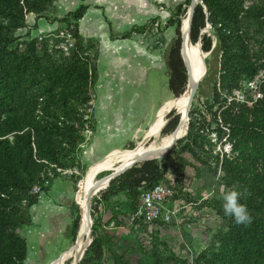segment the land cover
I'll return each mask as SVG.
<instances>
[{
  "label": "trees",
  "instance_id": "16d2710c",
  "mask_svg": "<svg viewBox=\"0 0 264 264\" xmlns=\"http://www.w3.org/2000/svg\"><path fill=\"white\" fill-rule=\"evenodd\" d=\"M40 1L0 0V264H25L28 244L22 232L32 223V206L61 178L58 168L83 171L79 151L84 133L95 130L89 112L96 96L97 59L90 62L80 55L87 45L82 48L77 29L86 7L81 5L55 19L61 28L40 39L32 35L27 23L28 14L46 13ZM45 1L52 5L55 0ZM185 4L188 7L190 0ZM185 11L179 4L169 22L177 31L168 52L169 89L174 98L185 92L188 80L181 57L180 28ZM208 24L210 35L202 32ZM63 26L71 30L76 43L70 55L58 48ZM154 27L158 25L135 27L123 37L153 31ZM23 29H28L26 34L18 35ZM212 36L217 38L221 55L218 79L206 109L196 111L194 100L188 133L165 158L136 164L99 194L123 193L137 211L140 194L156 184H167L175 200L190 203L191 194L183 191L182 168L189 162L182 153L187 152L208 167L225 191L234 186L240 191L247 189L240 202L247 205L253 220L247 226L236 224L224 214L219 199L196 202L197 208L208 207L219 218L206 247L188 262L150 233L151 247L145 252L151 262L140 264H264V77L259 79L264 72V0H202L193 16L190 39L193 43L201 39L202 50L209 52ZM254 80L256 87L251 89L248 83ZM178 122L179 117L172 118L163 134L171 133ZM226 143L229 151L224 149ZM170 156L175 157L171 164ZM170 168L177 174L173 185L165 177ZM35 186L41 191L35 193ZM76 198L80 204L81 191ZM73 210L72 230L77 236L80 209L76 203ZM96 232L94 229V239L80 264H101L102 241ZM114 264L129 261L119 258Z\"/></svg>",
  "mask_w": 264,
  "mask_h": 264
},
{
  "label": "crops",
  "instance_id": "0c3cea01",
  "mask_svg": "<svg viewBox=\"0 0 264 264\" xmlns=\"http://www.w3.org/2000/svg\"><path fill=\"white\" fill-rule=\"evenodd\" d=\"M187 1L189 0H171L168 3L176 2L173 7L177 8L179 4L184 5ZM81 5L86 7V11L77 23L78 33L85 39L95 38L98 43V79L91 108L95 130L92 141L83 146L79 153L81 165H87L97 162L115 149H125L138 143L137 135L145 127V121L157 101V94L153 91V79L150 82V73L154 68H159L170 79L168 52L175 37L172 39L167 36L164 48L158 41L145 40L142 34L123 37L132 28L148 26L152 21L158 25L162 16L161 10L153 8L157 5L167 6L165 0H144L140 9H125V0H55L52 10L44 15H27L28 29L38 36L57 30L62 25L53 21L65 17ZM173 7L165 9L170 14L168 22L175 15L176 9ZM175 27L168 23L166 30H175ZM170 99H173L170 89L165 95L158 94L161 102L149 127L156 120L159 110ZM75 190L73 179L57 178L48 191L40 194L39 201L31 208L32 223L23 228V236L28 244L25 264H49L59 259L61 255L53 257L54 252L47 248L49 244L44 246L51 243L44 237L45 229L51 226L55 229L57 238H60L61 231L64 233L74 218ZM31 228L37 230L38 241L30 244L24 233H29ZM41 239H44L45 244ZM52 243L56 248L58 240ZM54 264H57V260Z\"/></svg>",
  "mask_w": 264,
  "mask_h": 264
},
{
  "label": "rangeland",
  "instance_id": "374dc122",
  "mask_svg": "<svg viewBox=\"0 0 264 264\" xmlns=\"http://www.w3.org/2000/svg\"><path fill=\"white\" fill-rule=\"evenodd\" d=\"M168 1L171 0H165V3H167V6H155L153 9H160L161 10V20L159 19L158 27H154L153 31H147L145 33H142V37L147 41H158L161 43L162 47L164 44L165 47V39L166 37H172V39L177 36L176 27L175 30H166L168 25V19L170 17L169 12L166 13L165 9H169V7L175 6V3H168ZM186 1V0H184ZM40 2L45 5L46 12L52 10V5H49L46 3L45 0H41ZM144 0H125V9L128 7V9H140L142 7ZM154 2V1H153ZM145 7V5H144ZM183 8L186 9V15L188 13V7L186 4L183 5ZM173 9H176V7H173ZM185 15V16H186ZM168 16V17H167ZM184 16V17H185ZM183 22V21H182ZM153 24L156 23L152 21L148 24L149 27L153 26ZM64 27V26H63ZM161 28V29H160ZM210 25H207L204 29V33H207L210 35ZM73 29V28H70ZM25 29L19 31L18 35H25L26 32H24ZM54 31L45 32L41 35L47 36L51 33H54ZM66 31H70L66 28H62L61 34L65 33ZM173 31V32H172ZM73 34V33H72ZM33 35V34H32ZM38 36V35H34ZM80 36V35H79ZM81 37V36H80ZM215 46L213 47V50L211 53H206L207 58V70H205V74L203 75L202 72V78L199 85V89L197 91V95L195 98V105L196 111L201 110L204 111L207 107V105L211 101V95L213 91V85L218 79V72H219V60H220V50H219V44L217 41V38L215 36H212ZM82 42V48L83 45H87V49L83 52L80 51V55L87 57L90 59V62L95 61L97 59V53H98V43L97 39H85L81 37V39H78ZM197 44L200 43L196 42ZM163 47V48H164ZM77 51V50H76ZM204 52V51H203ZM204 71V67H203ZM153 72V73H152ZM150 73L151 79H153V91L155 90V93L157 94V101L156 106L153 109L151 115L146 119L145 121V127L142 128V131H140L137 135L136 141L139 143L143 136L146 134L152 135L151 140L148 142V144L153 140V134H154V128H155V121L148 126L155 118V111L159 106V103L161 100H158V94L167 93L169 91L168 87V75L166 73H163L161 69L154 68ZM259 79L264 77V72H260ZM153 77V78H152ZM155 94V95H156ZM181 96L168 100L165 105H168L177 101ZM164 98V97H163ZM165 99V98H164ZM93 103V101L91 102ZM164 106V105H163ZM191 107L190 111L194 108ZM174 111V110H173ZM91 114V111L89 112ZM175 112H170L166 115V119H169L171 114ZM177 117L180 116L177 115ZM168 124V123H166ZM164 129V127H163ZM162 129V133H163ZM147 131V132H146ZM173 132V131H172ZM171 132V133H172ZM85 142L81 145L80 151L83 146L89 144L93 139V132H87L85 131ZM169 134V133H167ZM214 137V133L212 135ZM135 141V142H136ZM134 142V143H135ZM135 143L133 149H115L119 150L120 152L116 155H134L136 154L141 148L145 146H140V148H137V144ZM136 147V148H135ZM166 146H163L159 152L154 155L160 156L163 151L166 149ZM126 148V147H125ZM225 150H230L228 143L224 145ZM79 151V153H80ZM114 155V156H116ZM167 155V154H166ZM164 155L163 157L157 159L161 160L166 157ZM182 157L186 158L188 160V164L183 166V184L184 188L183 191L188 192L191 194V202L186 203L183 201V199H176L171 197L166 201V210L164 209L163 217L161 219L155 221L154 223H145L142 221V219H137L135 217L134 209H132L131 204L132 202L127 198V196L123 193H120L118 195H110L108 197H105L103 195H100L99 193L94 196L92 203H91V221H93L92 224V232L90 235L91 241H93L94 236V229H97L96 235L100 237L102 241V250H103V258L101 260V264H114L115 260L119 258H123L124 260L129 261V264H140V261H147L151 262V258L148 254H146L145 251L147 249L149 250L150 245V233H153L156 235L161 241H164L167 243L169 248L174 252L176 255H178L180 258L185 259L188 262H192L193 254L199 253L202 249L206 247V245L210 242L213 231L216 229V226L219 223L218 216L208 207H202L197 208L196 202H201L203 200H209V199H219L220 197V189L221 185L218 183V180L216 177H214L207 166L199 164L197 161H195L187 152L182 153ZM106 157L105 159H107ZM175 160L174 156L169 157V164L173 163ZM103 160H98L97 162L93 164H85L82 165L83 171L79 169V174L72 176V179L75 180L76 183V190L75 193L78 191H81V199L80 204L82 203V188L84 184V179L87 170L90 168V166L93 168V171L97 164L101 163ZM74 168V167H71ZM78 168V167H75ZM118 168V166H114L112 169ZM110 169V170H112ZM108 169H104L103 172H99L96 177L99 178L108 171ZM91 172V174L93 173ZM90 174V175H91ZM89 175V177H90ZM94 178L90 187L94 184V182L97 180V178ZM166 180L170 181L173 185L174 179L177 178L176 172H174L173 169H169L166 172ZM104 191V190H103ZM102 192V191H101ZM174 194V191H173ZM140 194V199H141ZM222 201V200H221ZM223 202V201H222ZM137 206H140L137 204ZM80 209V207H79ZM74 211V210H73ZM137 212V211H136ZM79 215H81V209L79 212ZM166 215H170V219H164ZM76 214H74L75 218ZM73 218V220H74ZM81 220L82 215L80 216ZM72 221L69 222V225L67 226V229L64 231H61L60 238L56 237L55 229H53L51 226L47 227L45 229L46 233L44 234V237L47 238L46 240L51 243H46V246L48 249H51L54 253L53 257H59L57 258V263L60 264L61 261H64L65 264H76V259L80 254V251L82 250V247L84 244L88 241L89 231L88 228L86 230V238L84 239V242L80 245L78 249L75 250L73 256L65 255L66 250L73 246L76 242L77 236L73 235L72 230ZM89 222V221H88ZM80 227V222H79ZM48 229V230H47ZM79 230V228H78ZM51 232V233H50ZM38 232L36 229H30L29 233L25 231L24 235L27 237L29 243L37 242L38 241ZM52 234V236L50 235ZM54 234V236H53ZM78 234V231H77ZM23 235V232H22ZM58 240V245L56 248L53 247V241ZM41 242L44 243V239H41ZM41 243V245H42ZM45 244V243H44ZM79 246V245H78ZM55 249V250H54ZM65 250V251H64ZM55 260V261H56ZM51 262L49 264H54V262ZM60 261V262H59Z\"/></svg>",
  "mask_w": 264,
  "mask_h": 264
},
{
  "label": "bare ground",
  "instance_id": "6f19581e",
  "mask_svg": "<svg viewBox=\"0 0 264 264\" xmlns=\"http://www.w3.org/2000/svg\"><path fill=\"white\" fill-rule=\"evenodd\" d=\"M182 30L185 33V43H186V52L188 55V59L192 64L193 73L195 75V78L197 79L198 84L200 85L201 78H202V72L203 75L205 74V70L207 68L205 67L204 59L207 58V55L205 52L201 50V47L196 42H190L189 40V28H188V14L183 18ZM204 67V71H203ZM188 99L189 96L185 92L181 95L177 101L169 104L164 105L158 112L157 118L155 120V128H154V134H153V140L147 144L145 147L141 148L136 154L134 155H116L120 151L114 150L109 152L108 158L103 160L101 163L97 164L94 171L93 168L90 167L85 175L84 184L82 188V203H81V211H82V220L80 222V231L83 233L82 238L75 242L73 246L68 248L66 250L65 255L73 256L76 249L80 247V245L84 242L85 239V232L87 228H89V215L86 207V197L88 194V191L90 189V185L93 181V179L96 177V173H99L103 171L104 169H112L114 166H118V168L115 169H121L125 164H128L136 159H144V158H151L152 156L156 155L159 150L166 146V149L169 147L170 143L172 142L174 135L172 133L169 134H163L162 129L167 123L166 115L170 112H177V115L180 116V119H183V124L179 131L177 132V135L184 136L187 130V120L186 116L188 111ZM174 110V111H173ZM179 119V120H180ZM152 138V135H150ZM137 148H140V146H137ZM165 149V150H166ZM160 156H156L153 158H161L164 155V152ZM116 155V156H114ZM114 170V169H112ZM93 173L91 174V172ZM91 174V175H90ZM90 175V177H89ZM89 231V230H88ZM79 245V246H78ZM88 246V241L84 244L82 247V250L80 251L79 256L85 251V249ZM60 262V261H59ZM58 264V263H57ZM60 264H65L64 261H61Z\"/></svg>",
  "mask_w": 264,
  "mask_h": 264
},
{
  "label": "water",
  "instance_id": "95a60500",
  "mask_svg": "<svg viewBox=\"0 0 264 264\" xmlns=\"http://www.w3.org/2000/svg\"><path fill=\"white\" fill-rule=\"evenodd\" d=\"M199 3H202V0H190V4L188 6V13L187 14H188V28H189L188 32H189V40H190V42H192L191 39H190V31H191L192 20H193V16H194L196 7H197V5ZM208 25H210V24H208ZM181 26H182V24H181ZM180 32H181V57H182L184 66L186 68L187 78H188V80H187V87H186V90H185V92L189 96V99H188V111L189 112L187 113V116H186V120H187L186 121L187 122V130H186V133H185V135H186L188 133V129H189V121H190L189 113H190V109H191V107L193 105V102L195 100V97L197 95V91L199 89V84H198L197 79L195 78V75L193 73L192 64H191V62L189 61V59L187 57L188 55H185L186 54L185 33L182 30V28H180ZM202 32H204V30ZM198 42L200 43V47H201V50H202L201 39H199ZM214 46H215V42H213V46H212L211 51L213 50V47ZM211 51L206 52V53H211ZM204 63H205V67L207 68L206 59H204ZM175 116H177V112L173 113L169 117V119H167V123L172 118H174ZM183 122H184L183 119H180L179 122H178V124H177V126H176V128L173 130L172 134L174 135V138H173L172 142L170 143L169 147L165 150L164 155H166L167 153H169L177 145L178 141L180 139H182L183 137H185V135L184 136L177 135V132L181 128ZM150 140H151V136L148 135V134H146L143 137V139L137 144V146H145L146 144H148V142ZM108 155H109V153H107L105 156H103L100 159L101 160H105V158ZM155 159H159V158L136 159V160H134V161H132V162H130L128 164H125L121 169L110 170L107 173H105L104 175H102L101 177L97 178V180L94 182V184L90 187V189L88 191V194H87V197H86V207H87V211H88V215H89L88 246L85 249V251L80 256L77 257L76 264H80L81 263L84 255H85V252L87 251V249L89 248V246L92 243L91 238H90V235H91V232H92V224H93V221H91V203H92V200H93L94 196L97 195L99 192L107 189L113 179H115V178L119 177L120 175L124 174L126 171H128L129 169H131L136 164H138L140 162H143V161L155 160ZM97 174L98 173H96V175ZM77 193L78 192H76V194H75V203L81 209V206L79 205V203L77 201V198H76ZM81 215H82V211H81ZM80 222H81V218H80ZM82 236H83V233L80 231V227H79L76 242H78L82 238Z\"/></svg>",
  "mask_w": 264,
  "mask_h": 264
},
{
  "label": "built area",
  "instance_id": "2783aa9c",
  "mask_svg": "<svg viewBox=\"0 0 264 264\" xmlns=\"http://www.w3.org/2000/svg\"><path fill=\"white\" fill-rule=\"evenodd\" d=\"M40 39L43 35H39ZM61 41L59 43L58 48L63 51L66 55H70L71 52L76 48V43L72 32L66 31L62 33L60 36ZM256 81H251L248 83L249 88L256 87ZM87 132H90L87 130ZM230 148V146H229ZM228 151V150H226ZM61 174V178L63 177H72L74 175L79 174V168H65L57 169ZM50 176H53L50 174ZM48 183V182H47ZM35 193L40 192V188L35 186L33 188ZM173 196V189L167 184H156L151 189L145 191L141 195L140 206L135 214L137 219H142L145 223H154L155 221L161 219L163 217V211L166 210V201ZM164 219H170V215H166Z\"/></svg>",
  "mask_w": 264,
  "mask_h": 264
},
{
  "label": "clouds",
  "instance_id": "9594fccd",
  "mask_svg": "<svg viewBox=\"0 0 264 264\" xmlns=\"http://www.w3.org/2000/svg\"><path fill=\"white\" fill-rule=\"evenodd\" d=\"M247 189L244 191L238 190L235 186L232 190L225 191L224 187L220 189V199L223 201L222 207L224 214L228 217L234 218L238 225H249L252 223L253 217L248 211L247 205L241 203V198L245 197Z\"/></svg>",
  "mask_w": 264,
  "mask_h": 264
}]
</instances>
